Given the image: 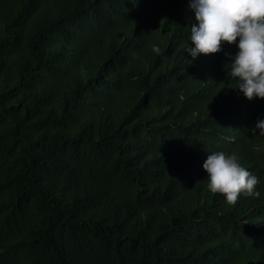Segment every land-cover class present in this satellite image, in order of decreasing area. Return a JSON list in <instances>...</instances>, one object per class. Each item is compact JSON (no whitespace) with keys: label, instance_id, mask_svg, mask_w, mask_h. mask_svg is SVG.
I'll return each instance as SVG.
<instances>
[{"label":"trees","instance_id":"1","mask_svg":"<svg viewBox=\"0 0 264 264\" xmlns=\"http://www.w3.org/2000/svg\"><path fill=\"white\" fill-rule=\"evenodd\" d=\"M186 5L0 0V264H264V97L184 52ZM221 150L258 197L207 189Z\"/></svg>","mask_w":264,"mask_h":264},{"label":"clouds","instance_id":"2","mask_svg":"<svg viewBox=\"0 0 264 264\" xmlns=\"http://www.w3.org/2000/svg\"><path fill=\"white\" fill-rule=\"evenodd\" d=\"M193 21L189 26L184 52L191 58L198 54L222 52L227 58L223 69L235 80L234 85L247 99L264 97V0H187ZM235 45L228 52L222 43ZM154 53L160 48L152 46ZM253 127L264 134V114ZM206 187L211 193L223 194L235 204L241 195L258 197V178L239 162L234 152L212 151L203 160Z\"/></svg>","mask_w":264,"mask_h":264}]
</instances>
